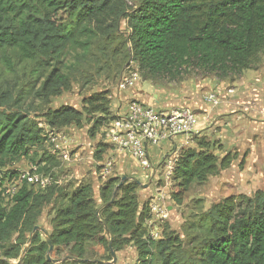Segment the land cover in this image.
<instances>
[{"label":"trees","instance_id":"1","mask_svg":"<svg viewBox=\"0 0 264 264\" xmlns=\"http://www.w3.org/2000/svg\"><path fill=\"white\" fill-rule=\"evenodd\" d=\"M121 22L128 31L122 42L125 59L144 81L177 80L194 71L238 78L258 69L264 57V0H137L133 6L127 0H0V58L8 63L13 53L44 72L35 95L47 106L70 89L63 70L68 49L85 55L98 42L104 54ZM85 104L87 114H111L106 92L94 94ZM84 116L61 106L43 110L41 118L50 130H61L82 127ZM101 124L95 122L93 134ZM46 141L45 130L27 114L0 112V264H55L46 258L49 245L61 258L58 264H105L86 259L89 244L107 254L131 244L135 264H264L262 190L211 204L188 216L179 233L165 230L158 240L145 230L149 209L139 205L135 181L107 179L98 190L99 206L92 186L83 182L68 191L53 183L40 189L24 181L15 193L4 195L7 182L18 177L3 171L6 164L26 159ZM193 143L195 148L180 151L172 169L170 198L176 205L192 184H205L234 160L231 153L222 158L214 154V146L222 149L216 141L198 137ZM108 150L100 146L98 160ZM51 162L45 157L34 167L46 174ZM49 206L52 228L43 237L33 230Z\"/></svg>","mask_w":264,"mask_h":264},{"label":"rangeland","instance_id":"2","mask_svg":"<svg viewBox=\"0 0 264 264\" xmlns=\"http://www.w3.org/2000/svg\"><path fill=\"white\" fill-rule=\"evenodd\" d=\"M136 1L127 0L130 6H133ZM116 32V36L113 35L110 42L106 44L107 50L104 54L100 53L98 42H95L90 52L85 55L80 49H68L63 58V70L70 79V89L58 97L51 98L47 106L41 103L35 95L44 72L36 71L38 68L33 62L24 61L13 53L8 56V63L0 58V112L20 111L27 114L39 123V127L43 128L47 135V141L41 147L32 149L29 157L15 163H7L3 171L15 172L18 177L31 174L35 163L45 157H50L52 162L44 175L49 174L54 185L57 187L66 186L68 191H71L79 181L84 184L89 183L98 206L100 205L98 190L107 179L125 177L129 181H137L139 205H146L149 209L150 219L145 224L147 234L152 230H157L161 235L165 230L179 233L181 225L188 216L199 211H206L211 204L230 195L249 197L257 190L264 191L263 161L260 159L255 167L248 164V149L236 150L234 154L231 153L234 160L230 166L220 170L217 175L209 177L205 184H192L183 196L181 205H176L170 198L171 174L167 175L168 171L163 162L165 156H168L170 160L174 159V154L171 151L161 158L150 157L149 171L140 168L133 160L126 161L123 164V169L115 165L108 168L105 160L110 161L109 150L101 155V160H98L96 153L100 150V146H104L111 118L114 119V116L112 113L105 117L97 113L87 114L86 111L89 108L85 102L94 94L106 92L112 110L114 102H116L113 93L117 81L120 75L127 73L128 68L132 66L129 59H125V46L122 44L128 33L126 24L121 22ZM258 65V69L264 67V57L260 58ZM139 77V84H142L145 92L153 90L152 83L162 84V86L167 84H169L167 86H175L184 83L185 86L195 87L196 85L197 87L204 83V79H208L209 82L216 80L220 81L223 86H230L235 79L239 78L218 79L213 75L204 76L196 71L185 74L177 80L160 78L150 82L144 81L140 73ZM7 95L10 97V101L6 100ZM61 106H71L82 112L85 115L82 127L71 126L61 130H50L46 127L41 118L42 111L54 110ZM98 120H101L102 124L93 134L92 130ZM190 139L194 141L198 137L189 136L188 140L190 141ZM188 146L189 144L184 148ZM192 146L196 147L194 143ZM214 149V154L218 158H222L226 153L223 149L218 150L217 146H214ZM179 153L180 151L177 155ZM255 170L257 171L255 172ZM16 180L8 181V188L11 189ZM52 217L53 209L49 206L43 211L37 227L46 234L49 233L52 228ZM41 234L43 237L47 236L42 232ZM87 248L86 259L88 260H103L102 262L105 264L136 263L137 253L131 244L124 246L118 252H113V255L105 253L103 248L95 244H89ZM49 257L55 261L61 259L53 253H50Z\"/></svg>","mask_w":264,"mask_h":264},{"label":"crops","instance_id":"3","mask_svg":"<svg viewBox=\"0 0 264 264\" xmlns=\"http://www.w3.org/2000/svg\"><path fill=\"white\" fill-rule=\"evenodd\" d=\"M203 82L197 87L185 86L184 83L175 86L152 83L153 90L149 92H145L142 84H139V100L153 109L164 112L185 106L198 117V125L193 133L176 136L152 148L150 157L161 158L170 151L177 155L183 149L192 148L193 141L188 138L196 136L218 142L226 153L234 154L236 150L248 149L247 163L255 167L262 159L264 167V67L244 71L230 86H223L216 80L209 82L204 79ZM113 94L116 95L115 89ZM209 94L217 96V106L204 102L203 98ZM117 107L114 102L112 110ZM109 151L110 161L105 160L108 168L115 165L123 169L126 161L133 160L115 149Z\"/></svg>","mask_w":264,"mask_h":264},{"label":"built area","instance_id":"4","mask_svg":"<svg viewBox=\"0 0 264 264\" xmlns=\"http://www.w3.org/2000/svg\"><path fill=\"white\" fill-rule=\"evenodd\" d=\"M139 82V73L134 65L128 68L127 73L120 75L115 87L118 107L111 110L114 119L110 123L104 144L130 157L143 170H148L150 169V150L171 141L176 136L190 135L198 125V120L189 107L179 106L159 112L141 102L138 94ZM203 100L213 107L219 104L215 94H209ZM177 158L176 154L173 160H170L168 156L164 157L167 175L172 173ZM16 179L11 189L7 184L4 186V195L15 193L16 188L24 181L40 189L52 184L51 176L39 174L37 167H33L31 174L22 175ZM148 235L152 240L161 238V233L157 230L150 231Z\"/></svg>","mask_w":264,"mask_h":264},{"label":"water","instance_id":"5","mask_svg":"<svg viewBox=\"0 0 264 264\" xmlns=\"http://www.w3.org/2000/svg\"><path fill=\"white\" fill-rule=\"evenodd\" d=\"M125 180H126V178H125V177H122V178H121V183H122L123 181H125ZM135 182L138 184L137 181H135ZM121 183H120V184H121ZM36 231H40V232L44 233L45 235H47L46 232H44L43 230H41L39 227H35V228H34L33 232H36ZM29 242H30V240H28V242H27V246L29 245ZM26 248H27V247H25V248L23 249V251H22V253H21V256H20L18 262H20L21 259H22V257L24 256V254H25V252H26ZM51 252H52V247H51V245H49V251H48V254H47V256H46V258H47L48 260H50L49 255H50ZM111 254L113 255V252H111ZM51 261H52L53 263H58V262H60L61 260H58V261L51 260ZM15 264H16V263H15Z\"/></svg>","mask_w":264,"mask_h":264}]
</instances>
